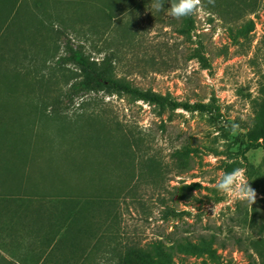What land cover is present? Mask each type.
Returning a JSON list of instances; mask_svg holds the SVG:
<instances>
[{
	"label": "rangeland",
	"instance_id": "1",
	"mask_svg": "<svg viewBox=\"0 0 264 264\" xmlns=\"http://www.w3.org/2000/svg\"><path fill=\"white\" fill-rule=\"evenodd\" d=\"M90 1L69 6L82 24ZM258 1L249 13L228 0L221 16L201 0L177 20L171 0L162 11L155 0H120L115 37L106 39L50 24L61 10L55 0L24 1L0 47V226L7 211L65 204L82 264H148V254L168 247L174 264H264V144L248 147L244 135L264 80ZM68 41L162 99L105 91L72 99L70 78L81 72L65 60ZM90 115L78 136L69 125ZM237 168L254 204L216 188Z\"/></svg>",
	"mask_w": 264,
	"mask_h": 264
},
{
	"label": "trees",
	"instance_id": "2",
	"mask_svg": "<svg viewBox=\"0 0 264 264\" xmlns=\"http://www.w3.org/2000/svg\"><path fill=\"white\" fill-rule=\"evenodd\" d=\"M24 1L26 0H0V47L7 45V32H9L13 26H17L22 20L21 17L24 16L22 4ZM175 1L177 2L178 0ZM55 2L61 10H58L54 17L50 16V24L53 22L52 19L54 18V22L57 26H60V29L67 32L70 31L73 35L81 36L83 34V36H86L88 39L94 37L106 39L107 36L110 38L115 37V21L118 19L119 11L124 9L120 0H95L94 2H88L91 12L84 19L83 24L81 17L76 12L72 14L69 13V9L72 5H84L85 0H55ZM203 2L210 12L221 16L226 14L228 4L230 5L228 0H215L214 5L210 4L208 0H203ZM234 2L235 1L231 2V4L233 5ZM63 4H65L66 9H68H65V12L62 10ZM258 4V0H238L237 5L240 10L252 13L258 8ZM124 32L127 36L129 35V30ZM66 50L68 56L65 60L78 66L79 71L81 72L80 76H72L70 78L72 80L70 85L72 99L77 95H85L93 91L126 94L132 96L136 100L154 101L156 99H162V96L155 92L144 91L141 88L134 86L129 81L116 78L112 71V63L108 58L103 59L101 62H97L94 59L92 60V57L86 55L81 46H75L69 41L66 44ZM0 54H2V52H0ZM260 94L261 98L254 106V122L250 127L245 128L246 132L244 135L248 147L260 142L264 144V80L261 83ZM93 117L95 116L90 115L87 118H79L74 121L73 125H68L70 128H73L78 136H84L82 134L84 127H82L81 121H83L85 125L86 123L87 125L89 123L90 127L92 125L90 123ZM89 127H87L88 134H86V137L88 136L89 139L97 140L98 135L92 133ZM108 135L111 134L109 133ZM263 227L264 226H262V228ZM156 243L160 244V242ZM157 249L159 252L148 254V264H174L168 255V252L172 247ZM210 252L211 255L214 256V252ZM258 253L264 259V251L259 248Z\"/></svg>",
	"mask_w": 264,
	"mask_h": 264
},
{
	"label": "crops",
	"instance_id": "3",
	"mask_svg": "<svg viewBox=\"0 0 264 264\" xmlns=\"http://www.w3.org/2000/svg\"><path fill=\"white\" fill-rule=\"evenodd\" d=\"M8 213L11 219L0 226L1 264H82L80 252L75 251L79 244L70 205L50 202Z\"/></svg>",
	"mask_w": 264,
	"mask_h": 264
},
{
	"label": "clouds",
	"instance_id": "4",
	"mask_svg": "<svg viewBox=\"0 0 264 264\" xmlns=\"http://www.w3.org/2000/svg\"><path fill=\"white\" fill-rule=\"evenodd\" d=\"M210 4H215V0H208ZM165 0H155L152 7L156 11L164 9ZM201 7V0H171L169 15L174 19L181 20L196 14ZM233 132L238 129V125H233ZM217 190L225 196L246 201L249 204L256 202V191L250 186L243 169L237 168L231 172H226L216 183Z\"/></svg>",
	"mask_w": 264,
	"mask_h": 264
}]
</instances>
